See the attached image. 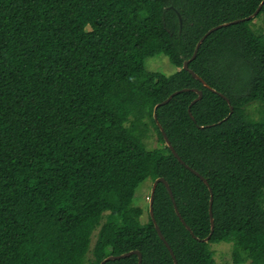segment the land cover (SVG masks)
Instances as JSON below:
<instances>
[{"label":"trees","instance_id":"1","mask_svg":"<svg viewBox=\"0 0 264 264\" xmlns=\"http://www.w3.org/2000/svg\"><path fill=\"white\" fill-rule=\"evenodd\" d=\"M260 5L0 0V264H174L153 220L177 264H216L221 242L233 264H264V32L222 27L188 64L198 79L182 68ZM159 55L177 71H147ZM159 178L189 230L163 183L141 224L134 195Z\"/></svg>","mask_w":264,"mask_h":264},{"label":"rangeland","instance_id":"2","mask_svg":"<svg viewBox=\"0 0 264 264\" xmlns=\"http://www.w3.org/2000/svg\"><path fill=\"white\" fill-rule=\"evenodd\" d=\"M251 29L255 33L264 32V17L261 16L253 20L250 24ZM144 67L149 72H160L165 75H171L177 70L169 63L168 59L163 56H153L148 57L144 61ZM250 109L253 111V115L257 118L256 109L257 105H251ZM142 141L149 153H154L158 148L161 147V143L159 142L157 135L149 128L148 133L142 137ZM151 183H144L135 193L134 199L132 202V207L137 206L140 207L143 211L142 216L140 217L141 224H144L148 220V210H149V197L151 190ZM97 231H95L92 235V243L96 239ZM210 250L213 252V258L216 264H233L231 259V250L232 244L228 243H212L210 244Z\"/></svg>","mask_w":264,"mask_h":264},{"label":"water","instance_id":"3","mask_svg":"<svg viewBox=\"0 0 264 264\" xmlns=\"http://www.w3.org/2000/svg\"><path fill=\"white\" fill-rule=\"evenodd\" d=\"M262 4H263V2L261 3V5H262ZM261 5L258 7V9H257V10H256L251 16L247 17L246 19L235 20V21L230 22V23L221 24V25H218V26L213 27V28H211L210 30H208V31H207V32H206V33L200 38V40L197 42L192 57H191L188 61H186V62L183 63V67H182V68H183L184 70L189 71V73H190L193 77H195V78L198 79V77H197L192 71H190V70L188 69V64H189L191 61H193V60L195 59L196 54H197V51H198V49H199L201 43L205 40V38H206L208 35H210L212 32H214V31H216V30H218V29H220V28H222V27H226V26H229V25H231V24H238L239 22H242V21H245V20L254 19V18L256 17V15L259 13V10H260ZM179 22L181 23V19H180V17H179ZM200 81L203 83L204 86L207 87V85H206L202 80H200ZM179 92H181V91H176V92H174L173 94H171L166 100H164V101L161 102L160 104L156 105L155 108H154V110H156V108H158L159 106H162V105L167 104V103L171 100V98H172L173 96H175L176 94H178ZM196 93H197L198 96H197V98H196L191 104L196 103V102L199 101V100L201 99V97H202V93H201L200 91H197ZM221 97H223V96H221ZM223 98L228 102V100H227L225 97H223ZM230 110L232 111V108H230ZM188 112H189V111H188ZM189 116L192 118L190 112H189ZM154 119L156 120V116H155V115H154ZM160 131H161L162 136H163V139H164V141H165V145L170 149V151H171V153L174 155V157H175V158H176L181 164H183L182 161L180 160V158L178 157V155L176 154V152L174 151V149L172 148V146L170 145V143H169V141H168V139H167L165 133L163 132V130L160 129ZM191 171H192V170H191ZM192 173L195 174L196 176H198V177H199V178H200V179H201V180L207 185L206 181H205V180H204V179H203L198 173H196V172H194V171H192ZM158 183H163V184L165 185V187H166V189H167V191H168V194H169V196H170V199H171V201H172V203H173V206H174V210H175L176 215L178 216V218L180 219V221L182 222V224L186 227V229L189 230V228L185 225L184 221L181 219V217H180V215H179V213H178V211H177V208H176V205H175V203H174V199H173V196H172V193H171V191H170V188H169L168 184H167V183L165 182V180L162 179V178H159V179L155 180V181L153 182L152 187H151V190H150V197H149V214H150L151 218L153 219V212H152V210H153L154 191H155V188H156V186H157ZM209 217H210L211 231H210L209 236H208L206 239H204L203 242H208L210 236H211L212 233H213V227H214V225H213V218H212V195L210 196V201H209ZM153 223H154L155 230H156V232H157L159 238L163 241V243L165 244L166 248L168 249V251H169V253H170V255H171V257H172V259H173V261H174V264H177V262H176V260H175V257H174V255H173V252L171 251L170 247L168 246V244H167L166 241L164 240V238H163V236H162V234H161V232H160V229H159V227L155 224L154 220H153ZM132 254H135V255L138 256V264H141V259H142V257H141V254H140L139 252H137V251H133V252L125 253V254H122V255H119V256H110V257H107V258H106L104 261H102L100 264H104L106 261L120 260V259L126 258V257H128V256H130V255H132Z\"/></svg>","mask_w":264,"mask_h":264}]
</instances>
